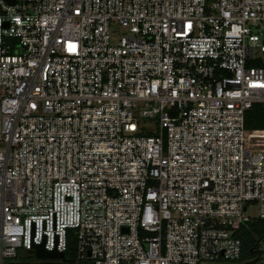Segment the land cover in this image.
Wrapping results in <instances>:
<instances>
[{"label": "built area", "instance_id": "obj_1", "mask_svg": "<svg viewBox=\"0 0 264 264\" xmlns=\"http://www.w3.org/2000/svg\"><path fill=\"white\" fill-rule=\"evenodd\" d=\"M257 104L264 0H0V264L240 261Z\"/></svg>", "mask_w": 264, "mask_h": 264}, {"label": "trees", "instance_id": "obj_2", "mask_svg": "<svg viewBox=\"0 0 264 264\" xmlns=\"http://www.w3.org/2000/svg\"><path fill=\"white\" fill-rule=\"evenodd\" d=\"M246 127L249 130H264V104H257L247 112ZM237 236L242 241L243 252L240 261L233 262V264H241L243 261H249L248 264H256V257L262 255L259 250V243L264 241V221L255 220L242 225L239 227ZM74 252L75 244L71 243L67 252L68 261H62L39 260L28 251L22 250L16 259L8 260L5 264H91L89 261H77Z\"/></svg>", "mask_w": 264, "mask_h": 264}, {"label": "water", "instance_id": "obj_3", "mask_svg": "<svg viewBox=\"0 0 264 264\" xmlns=\"http://www.w3.org/2000/svg\"><path fill=\"white\" fill-rule=\"evenodd\" d=\"M34 255L39 260H62L68 261L65 253L57 252V251H47L43 246L37 247L36 250H32L29 252Z\"/></svg>", "mask_w": 264, "mask_h": 264}, {"label": "rangeland", "instance_id": "obj_4", "mask_svg": "<svg viewBox=\"0 0 264 264\" xmlns=\"http://www.w3.org/2000/svg\"><path fill=\"white\" fill-rule=\"evenodd\" d=\"M254 214H257L256 210H254ZM259 250H260V253L262 255L260 254L261 257H256V264H264V241L259 243ZM227 263L233 264L231 262H224V264H227ZM248 263H249V261H243V263H241V264H248Z\"/></svg>", "mask_w": 264, "mask_h": 264}]
</instances>
